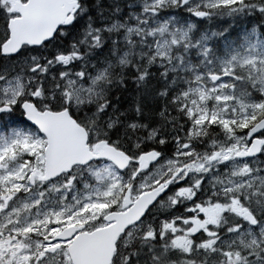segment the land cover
I'll list each match as a JSON object with an SVG mask.
<instances>
[{"label": "snow or ice", "instance_id": "snow-or-ice-1", "mask_svg": "<svg viewBox=\"0 0 264 264\" xmlns=\"http://www.w3.org/2000/svg\"><path fill=\"white\" fill-rule=\"evenodd\" d=\"M0 264H264V0H0Z\"/></svg>", "mask_w": 264, "mask_h": 264}]
</instances>
